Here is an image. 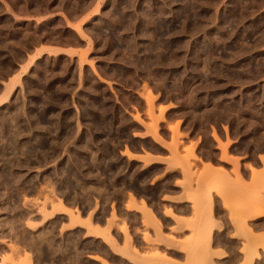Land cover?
Masks as SVG:
<instances>
[{
	"label": "rangeland",
	"instance_id": "374dc122",
	"mask_svg": "<svg viewBox=\"0 0 264 264\" xmlns=\"http://www.w3.org/2000/svg\"><path fill=\"white\" fill-rule=\"evenodd\" d=\"M0 143L15 179H0V264H221L204 199L257 197L228 154H264V0H0ZM206 161L219 169L200 191ZM179 188L189 218L174 216ZM242 204L222 210H262ZM44 234L39 260L17 240ZM240 253L259 264L264 240Z\"/></svg>",
	"mask_w": 264,
	"mask_h": 264
},
{
	"label": "crops",
	"instance_id": "0c3cea01",
	"mask_svg": "<svg viewBox=\"0 0 264 264\" xmlns=\"http://www.w3.org/2000/svg\"><path fill=\"white\" fill-rule=\"evenodd\" d=\"M48 49L55 48L54 46H45ZM255 155V156H254ZM254 155L249 154L246 156L244 153L238 152L237 154H228L232 160H237L239 163V176L240 180H238L237 189L242 192H252L253 195H257V197L254 198L253 203L247 202V199L245 197H241L237 193H229L227 196V199L224 200L222 195H219L216 192H211L210 196H207L204 199L205 204L209 203V198L212 200L213 204L210 205L211 208L214 210L213 215V222H211L212 228L210 231L202 232V238H209L210 240V250L211 252H216L218 250H221L222 257L220 258L221 264H234L232 259L235 257L237 260L235 264H240L243 257L240 253L243 241L246 239H258V240H264V154L255 153ZM254 156V157H252ZM157 157H161L160 155H157ZM164 157V156H163ZM223 154L221 151L218 153V159L219 161L223 162V167L227 169V176L231 179L235 178V174H232L231 172L234 170L233 166L231 165V162L225 163V159H222ZM263 158V160L261 159ZM136 162V161H132ZM152 165L160 166V162H153ZM203 165L209 166L206 167L205 170L207 172V176L204 180V183L200 185L199 189L202 191L203 189H207V187L210 184V175L215 174L218 172L219 166L214 164H209V162H203ZM199 169L202 167V165H198ZM164 169V168H163ZM178 181H181V175L178 178ZM176 182L177 179L173 178V188H176ZM228 185V184H227ZM232 186V185H231ZM229 186V187H231ZM182 188H179V190L174 191L173 198V213L175 218H189L190 214L192 213V203L189 201V199L183 197ZM233 194V195H232ZM232 195V196H231ZM240 196V197H239ZM159 200H164V197H162ZM242 201V207L244 208H261L262 210L259 212L256 211L252 216L247 218L245 221L237 219H231L230 213H235V215H243L246 212L245 209L243 211H235L232 210H222L224 208V204L228 208L231 209V207L235 206L238 201ZM245 201V202H244ZM184 205H187L188 207V213L187 215L181 214L180 211L183 209ZM209 206V205H208ZM225 209V208H224ZM262 213V214H261ZM256 215V216H255ZM163 221H165L163 219ZM177 220H173V225L176 226ZM180 222L178 227L181 231L187 230L186 224L184 222ZM185 238L190 237V232H185ZM225 242V244H224ZM236 243L235 245V253L233 251L232 243ZM231 243V244H230ZM176 258V261H179L182 263L184 261V255L185 254H177L173 253ZM236 255V256H235ZM262 255V253H261ZM263 256V255H262ZM264 261V256L260 260L259 264Z\"/></svg>",
	"mask_w": 264,
	"mask_h": 264
},
{
	"label": "bare ground",
	"instance_id": "6f19581e",
	"mask_svg": "<svg viewBox=\"0 0 264 264\" xmlns=\"http://www.w3.org/2000/svg\"><path fill=\"white\" fill-rule=\"evenodd\" d=\"M18 143V142H17ZM22 143V142H21ZM1 144V143H0ZM12 145L11 146H13V143H11ZM9 145V144H8ZM22 145V144H21ZM25 145V144H24ZM6 147V146H5ZM15 148V147H14ZM113 148V147H112ZM12 149V148H11ZM102 149V148H101ZM106 149V148H105ZM109 150V149H108ZM107 152V151H106ZM15 153V152H14ZM104 154V153H103ZM110 154V153H109ZM105 155V154H104ZM81 156V155H80ZM148 156H149V154H148ZM147 156V157H148ZM147 157H145L146 159H147ZM152 156H150V157H148V158H150V159H152L151 158ZM108 159V158H107ZM18 160V159H17ZM37 161V160H36ZM113 161V160H112ZM99 162V161H98ZM103 163V162H102ZM104 165V164H103ZM73 166V165H72ZM108 166V165H107ZM8 170V169H7ZM1 171V170H0ZM81 174V173H80ZM14 175V174H13ZM12 174H10V172H9V174L7 173V171H6V169L4 168V170H3V172H0V179L3 181V183L1 182V186H5V187H8V186H10V185H13V183L15 182V179H14V176H13ZM7 176H11V178H7ZM74 176H76V175H74ZM224 177V176H223ZM101 181V180H100ZM228 181V180H227ZM68 187V186H67ZM9 188V187H8ZM1 189H2V187H1ZM17 189H19V188H17ZM6 190H8V189H6ZM28 190V189H27ZM31 191V190H30ZM228 191V190H227ZM25 192H26V190H25ZM221 192V191H220ZM229 192V191H228ZM206 193V192H205ZM208 193V192H207ZM203 195H205L204 193L203 194H201V196H203ZM207 195V194H206ZM233 195V194H232ZM231 195V196H232ZM12 196V195H11ZM200 196V197H201ZM226 197V196H225ZM13 199V198H12ZM19 199V198H18ZM201 199V198H200ZM227 199V198H226ZM65 200V199H64ZM72 202V201H71ZM245 202V201H244ZM73 203V202H72ZM79 203V202H78ZM201 203V202H200ZM195 205H197V204H195ZM194 205V206H195ZM8 206V205H7ZM199 207V206H198ZM57 208L60 210L59 211V213H68V209H67V207H66V205L64 204V202H62L61 200H58V203H57ZM18 209V208H17ZM13 211V210H12ZM255 211V210H254ZM11 212V211H10ZM58 212V211H57ZM259 213H260V211H258ZM15 213V212H14ZM194 213H196V212H194ZM20 214V213H19ZM53 214V213H52ZM52 214H49L48 216H52ZM69 214V213H68ZM262 214V213H261ZM71 215V214H70ZM251 215V214H250ZM28 216V215H27ZM74 217H72L71 218V220L69 221V226H74V225H76V224H82L81 223V221L78 219V215H73ZM256 216V215H255ZM248 217V216H247ZM249 218V217H248ZM245 219V218H244ZM180 220V219H179ZM182 220V219H181ZM180 220V221H181ZM21 221V220H20ZM6 222L11 226V228L13 229V232H15V234H18V233H20V229L18 230V227H17V224H15L16 223V221L14 220V218L13 217H8V219L6 220ZM18 223V222H17ZM86 224L87 223H90V221L89 222H85ZM179 223V222H178ZM19 225V224H18ZM90 225V226H89ZM20 226V225H19ZM32 226H34V225H32ZM86 226V225H85ZM87 226L88 227H91V224H87ZM33 228V227H32ZM92 229V228H91ZM95 232H94V231ZM93 232L92 233H95V234H97V232H98V229L97 228H93ZM100 231V230H99ZM51 232V231H50ZM49 232V233H50ZM26 233V232H25ZM48 234V233H47ZM34 235V234H33ZM17 236V235H16ZM31 236V235H30ZM18 238H17V240L19 241L18 243H23V244H27L26 246L28 247V249L29 250H32V252H33V255H35V257L36 256H38V260H39V257L41 256V255H45V254H47V252H49L50 250H52L51 248V246H48V244H51V243H49L47 240V235L46 234H44V235H42L41 237H38V235H36V236H32V237H24V236H20V235H18L17 236ZM53 238V237H52ZM57 238V237H56ZM50 239V238H49ZM41 240H44V241H47V242H44V244H43V241H41ZM207 240H208V238H207ZM66 242H68V241H66ZM210 242V241H209ZM20 244V245H21ZM66 245H68L67 243H65ZM62 245V244H61ZM53 246V245H52ZM23 247V246H22ZM27 249V248H26ZM60 249V248H59ZM62 250V249H61ZM72 251V250H71ZM69 252V251H68ZM127 252V251H126ZM218 252V251H217ZM218 253H221V252H218ZM25 255V254H24ZM32 255V254H31ZM32 255V256H33ZM75 255V254H74ZM51 256V255H50ZM65 256H67V255H65ZM70 256V255H69ZM72 256V255H71ZM257 256V255H256ZM26 258V259H25ZM48 258V257H47ZM52 258V257H51ZM24 259H25V261H27V263H29L30 264V260H31V257L30 256H28L27 254L25 255V257L22 259L23 261H24ZM6 260V259H5ZM32 260H33V257H32ZM7 261V260H6ZM23 261H22V263H23ZM25 261H24V263L23 264H27V263H25ZM2 262V261H1ZM52 262V261H51ZM4 263V262H3ZM6 263V262H5ZM37 263V262H36ZM61 263V262H60ZM2 264V263H1ZM45 264V263H44ZM213 264V263H212Z\"/></svg>",
	"mask_w": 264,
	"mask_h": 264
}]
</instances>
